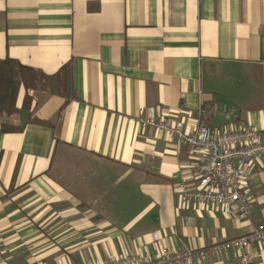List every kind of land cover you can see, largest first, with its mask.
<instances>
[{"label": "crops", "instance_id": "0c3cea01", "mask_svg": "<svg viewBox=\"0 0 264 264\" xmlns=\"http://www.w3.org/2000/svg\"><path fill=\"white\" fill-rule=\"evenodd\" d=\"M6 58L21 73L0 112L2 264L149 260L264 221V158L244 167L240 219L182 201L204 154L139 124L153 111L189 131L203 107L211 128L264 132V0H0ZM251 249L264 264V241Z\"/></svg>", "mask_w": 264, "mask_h": 264}, {"label": "built area", "instance_id": "2783aa9c", "mask_svg": "<svg viewBox=\"0 0 264 264\" xmlns=\"http://www.w3.org/2000/svg\"><path fill=\"white\" fill-rule=\"evenodd\" d=\"M152 112L139 118L142 128H159L165 131L168 138L204 154L196 166L197 188L188 192L184 179L177 184L182 201L221 207L226 212L233 211L240 219L248 217L252 196L244 188L248 178L244 167L253 164L260 157L264 158V132L253 126L239 129L211 128L207 121V111L203 107L196 112L194 125L189 131H185L180 122L171 124ZM261 241H264V221L246 234L212 244L208 250L162 249L149 260H138L126 254L114 260H95L90 264H202L208 251L221 260L228 250L240 251L237 264H261L255 262L251 249Z\"/></svg>", "mask_w": 264, "mask_h": 264}, {"label": "trees", "instance_id": "16d2710c", "mask_svg": "<svg viewBox=\"0 0 264 264\" xmlns=\"http://www.w3.org/2000/svg\"><path fill=\"white\" fill-rule=\"evenodd\" d=\"M14 61L10 58H6L5 60L0 61V112H4L6 114H12L15 110L16 103V94L18 91L19 80L14 79L17 77L15 73H21L20 70H14ZM22 71V76L24 73L33 74L35 71L30 69H25V67L19 66ZM29 75V76H30ZM22 80L25 85H29V82H25V75Z\"/></svg>", "mask_w": 264, "mask_h": 264}]
</instances>
